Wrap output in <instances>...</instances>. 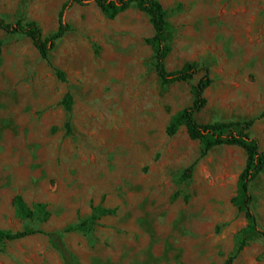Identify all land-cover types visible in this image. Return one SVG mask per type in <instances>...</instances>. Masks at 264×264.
<instances>
[{"label":"rangeland","instance_id":"374dc122","mask_svg":"<svg viewBox=\"0 0 264 264\" xmlns=\"http://www.w3.org/2000/svg\"><path fill=\"white\" fill-rule=\"evenodd\" d=\"M67 0H0L9 23L35 21L44 38ZM173 51L169 71L208 67L200 124L242 122L264 110V0H160ZM72 31L56 43V77L30 39L0 29V231H43L0 245V264H264V238L236 255L244 213L233 204L246 154L203 147L172 118L192 105L193 80L163 86L133 6L115 19L93 0L74 5ZM74 97L70 115L62 106ZM264 150V118L251 130ZM264 231V175L252 185ZM21 196L34 212L23 217ZM42 206V207H40ZM105 211V212H104ZM86 223L85 231H68ZM49 234L69 251L65 259Z\"/></svg>","mask_w":264,"mask_h":264},{"label":"trees","instance_id":"16d2710c","mask_svg":"<svg viewBox=\"0 0 264 264\" xmlns=\"http://www.w3.org/2000/svg\"><path fill=\"white\" fill-rule=\"evenodd\" d=\"M108 19H115L121 14L136 6L150 20L154 30V35L146 39V43L154 52V69L163 86L176 83H185L193 80L196 76L204 72L197 84L193 87V103L178 112L171 120L167 134L175 136L179 130L185 126L189 137L194 141H199L203 147L201 157L219 146H231L242 149L247 157L245 167L239 176L237 195L232 199V204L244 213L247 226L241 230L238 238L236 255H239L251 241L264 238L258 216L253 210L254 197L251 193V185L264 175V150L259 139L251 134V130L258 121L264 118L263 112L252 119L242 122L200 124L196 116L202 112L208 104L205 96L207 90L212 86L213 79L208 67H200L197 63H186L181 69L169 71L167 60L173 51L171 45V29L168 21V14L160 0H93ZM88 0H67L58 16V30L50 37L44 38L42 28L35 21L24 22L19 20L16 23H9L0 16V29L8 35H23L31 40L33 46L38 51L42 60L50 65L58 80L67 82L66 73L55 67L51 61V52L56 43L65 38L72 27L66 22V12L74 5L83 6ZM74 97L71 92H67L63 98L62 106L70 115L74 110ZM15 203L19 213L25 218H32L34 212L28 207L21 196L16 197ZM42 207V206H40ZM105 212V211H104ZM87 224L81 223L76 227L69 228L68 231H85ZM36 234H46L43 231L27 229L18 232L0 231V245L5 241H16L28 238ZM55 247L65 259L69 258V251L58 234H49ZM235 257L231 258L227 264H232Z\"/></svg>","mask_w":264,"mask_h":264}]
</instances>
